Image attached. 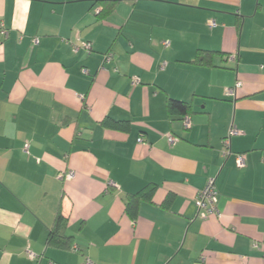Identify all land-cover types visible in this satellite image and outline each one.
Returning a JSON list of instances; mask_svg holds the SVG:
<instances>
[{"label": "crops", "instance_id": "crops-1", "mask_svg": "<svg viewBox=\"0 0 264 264\" xmlns=\"http://www.w3.org/2000/svg\"><path fill=\"white\" fill-rule=\"evenodd\" d=\"M103 5L0 0V264H264V0Z\"/></svg>", "mask_w": 264, "mask_h": 264}, {"label": "built area", "instance_id": "built-area-1", "mask_svg": "<svg viewBox=\"0 0 264 264\" xmlns=\"http://www.w3.org/2000/svg\"><path fill=\"white\" fill-rule=\"evenodd\" d=\"M165 45H168V41L163 42ZM84 46L88 49L90 47L89 43H84ZM113 58V54L111 52H107L103 59L104 61H110ZM137 80V79H136ZM239 86V82L235 84V87ZM230 93H233L232 90H229ZM183 124L185 127L189 126V118L188 116L183 117ZM240 131L237 129H230L228 131L227 136L223 139V145H224V150H223V155L227 156L231 153L229 146H230V137L233 135L239 134ZM169 143H172L175 141V137L173 136H168L167 137ZM138 141H142L141 138L138 139ZM234 160H235V165L238 168H242L245 166L246 163V157L244 153H235L234 154ZM72 176V173H69L67 175L68 178ZM195 205L197 208V214L201 218H207L210 215L214 216H220V211L218 210L217 207V190L215 186V178L214 177H208L206 180V183L204 187L198 192L197 197L195 199ZM29 256L35 257V255L27 251Z\"/></svg>", "mask_w": 264, "mask_h": 264}, {"label": "trees", "instance_id": "trees-1", "mask_svg": "<svg viewBox=\"0 0 264 264\" xmlns=\"http://www.w3.org/2000/svg\"><path fill=\"white\" fill-rule=\"evenodd\" d=\"M98 1L104 4L103 7L99 8V10L97 11V14L99 15V17L105 16L108 13V11L113 7V5L117 2V0H98ZM106 4L109 5L108 8L105 7ZM212 53L213 52L211 51H202L196 56L195 61L202 63V64L210 65L211 64L210 56ZM167 108L170 114H178V115H181L182 118L192 113V109H191L189 102L169 99L167 102ZM147 191L149 192L150 189L145 188L141 191H138L135 194H131L130 196H128L127 202H126L127 204L126 211L127 213H129L131 218H135V215H136L134 208L133 210L132 208L130 209L131 200L139 199L141 196L146 195L145 193H147ZM65 227H66V220H64L62 214L60 213V211H58L55 216L53 227L49 233L48 244H52V241H57L58 237L61 236V234L64 232Z\"/></svg>", "mask_w": 264, "mask_h": 264}]
</instances>
